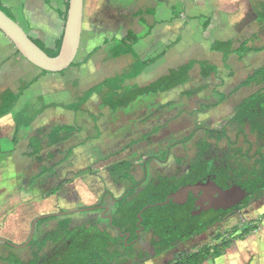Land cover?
<instances>
[{
    "label": "rangeland",
    "instance_id": "obj_1",
    "mask_svg": "<svg viewBox=\"0 0 264 264\" xmlns=\"http://www.w3.org/2000/svg\"><path fill=\"white\" fill-rule=\"evenodd\" d=\"M6 1L4 5L12 6L9 8L17 16V12L24 13L25 10L41 16L47 10L51 31H34L32 34L47 48L54 43L51 36L56 34L55 25L60 20L65 25L62 13L66 7L62 0H46V3L45 0H31L33 2L27 6L26 0ZM172 7L181 14L176 16ZM147 9L153 14L145 13ZM138 11L143 14L136 15ZM260 15L264 16V0H86L80 49L74 66L63 74L43 73L18 54L14 44L0 31V94L6 88L16 91L26 88L15 110L0 117V159L13 155L9 162L13 169L10 188L7 193L0 190V203L12 202L9 211L14 220L8 233L10 240L25 244L34 219L66 211H71L67 218L71 219L72 227L95 221L101 228H106L108 221L102 217V211L87 208L100 203L105 194L103 201L111 208L109 214L116 212V199L123 197L133 184L111 175L109 166L120 161L133 164L131 173L137 182L145 176V183L160 177L177 176L198 158V144L207 140L210 144L207 155L212 162L252 168V155L261 141L250 132L249 125L241 129L231 123V118L235 107L262 87L254 83L237 90L238 84L264 63V50L242 60L233 54L225 67L222 54L212 52L210 43L216 37L231 38L234 46H238L243 40L250 39L252 31L257 36L252 43L263 46L264 23L260 21ZM198 16L203 17L195 19ZM208 18L210 25L205 28ZM128 30L142 37L134 46L142 59L164 53L138 78L127 80L128 85H146L190 59L208 60L218 66V73L204 79L196 66L192 81L185 86L141 97L128 109H119L116 113L104 106L98 94L78 112L51 107L31 127L21 129L20 141L15 145L13 115L28 99L43 95L46 104L66 105L103 79L130 70L134 62L132 55L114 56L115 48ZM188 90H194V95H185ZM222 96L226 97L225 101L207 108ZM65 124L81 127L82 131L56 146H46L39 156L28 158L24 155L32 134L42 128ZM209 130H224L227 137L221 141L211 139ZM191 134L193 136L186 140ZM69 149L73 151L67 156ZM167 149L170 152L166 160H158L163 159ZM146 161H149L147 173L143 168ZM49 192L53 195L47 197ZM262 202L264 195L253 200L250 206L259 208ZM252 216H255L254 220L257 217L263 219L264 213L253 215L246 207L202 235L164 252L160 262L173 261L205 246L214 247L222 239L241 236L251 225L249 217ZM56 226L57 220L40 223L34 240L55 230ZM219 235L222 237L218 238ZM151 239H155L153 231L144 232L137 248L143 252L151 248L149 254L157 257L153 246H149ZM53 248L54 245L48 242L47 252ZM34 249L31 244L20 248L0 245V256L5 258L14 254L28 261ZM125 261L127 264L128 260ZM144 261L141 264H145ZM0 264L7 263L0 259Z\"/></svg>",
    "mask_w": 264,
    "mask_h": 264
},
{
    "label": "trees",
    "instance_id": "obj_2",
    "mask_svg": "<svg viewBox=\"0 0 264 264\" xmlns=\"http://www.w3.org/2000/svg\"><path fill=\"white\" fill-rule=\"evenodd\" d=\"M65 7V11L62 13L64 23L67 18L69 0L66 2ZM0 9L16 19L12 11L4 6L2 0H0ZM175 9L174 7L173 11L175 15L179 16L181 12L179 13ZM145 13L153 14V11L147 9ZM142 14V11L136 13V15L139 16ZM200 17L203 16H198L195 19H199ZM259 19L264 23V16L260 15ZM209 25L210 19L208 18L204 26L207 28ZM62 36L49 48L36 39L33 38V40L37 44L39 42L41 45H38L49 55L56 56L60 51ZM141 38L142 37L135 31L128 30V32L121 37L119 45L114 50V56L116 57L124 55L133 56L134 62L130 70L103 79L99 83L86 89L74 102L66 105H49L45 103L43 95H37L28 99L13 115L15 123L13 143L15 145L19 143L22 128L31 127L33 123L51 107L60 106L66 110L78 112L95 94H98L104 106L108 107L112 113H116L119 109H128L133 102L141 97L158 95L185 86L192 81V71L196 66L199 67V74L204 79L218 73V66L216 64H212L208 60L190 59L169 69L167 73L157 77L146 85H128L126 83L127 80L138 78L148 67L155 64L164 56V53H162L155 57L142 59L134 47ZM211 50L221 53L224 66L228 67L227 61L231 55L236 54L238 58L242 60L251 52L263 51L264 45L260 47L251 46L249 45V40H244L235 48L232 39H212ZM17 53L19 54L18 51ZM74 64H72V66H74ZM42 72L45 74L49 73L46 71ZM254 83L262 85V88L254 94L244 98L235 107L231 123L237 125L241 129L250 124L254 131L262 134V132H264V65L255 69L252 74L241 81L238 84L237 90L248 87ZM25 89L21 88L16 91L13 88H6L0 94V117L6 116L15 110ZM197 90H202V88H198ZM194 93V90H188L185 92V95L192 96ZM225 99L226 97L222 96L218 102H215L207 108L216 107L225 101ZM81 131V127L66 124L57 125L48 129H39L28 138V144L24 151V155L28 158L39 156L46 146H56L59 143L69 140L75 133H80ZM207 133L209 138L218 141L227 137L224 130H209ZM192 136L193 134L188 136L186 140H189ZM198 146L200 149L198 158L194 162L187 164L182 174L160 177L157 180H150L146 183V176L140 182L136 181L131 173L133 164L130 161H120L109 166V171L112 176L133 183L123 197L118 200L115 223L119 225L122 230L133 232V230L137 228L139 222L138 215L142 212V225L144 230H152L155 235V239L152 241V245L155 248V256H159L175 248L179 243L189 241L195 236L202 235L209 228L223 222L230 216L228 211L218 212L216 210L194 214V196H191L190 199L183 204L173 201L169 204L164 203L169 195L178 192L184 186L202 182L206 180L208 176L214 177V175L218 177L221 176L223 182L235 178L237 184L250 195L246 203L243 206H238L237 210L244 208L248 204V201L250 202L253 198H260L264 195V156L261 152H259V157L256 155L254 156V166H252V168H248L242 164H239L238 167H234L228 162L224 164L221 163V166H218L216 162H212L211 158L207 155L210 147L209 142L207 140L203 141L199 143ZM72 151V149H69L67 151V156H70ZM169 152L170 150L167 149V151L163 153V159H157L162 162L165 161ZM63 161H66V158ZM148 164L149 161L144 163L143 168L145 173H147ZM61 185L62 184H60V186ZM51 195H53V192H49L47 197ZM56 218V214L47 215L41 218L39 223ZM257 228V224L251 222V225L244 230L240 237L248 235ZM90 233V229H88L86 225L71 229V219L64 218L58 221L56 229L48 233V235L38 240H32L30 244L34 245L36 249H34L33 256L29 261L25 262L14 254L5 258L0 256V259L7 264H44L40 251L48 242H52L55 245H60V251L53 260L51 259L46 264H91L92 251L94 252V264H114L115 259L114 257H110L108 246L111 244L117 248L123 246V240H121L120 236L113 238L109 233L97 231L96 236H93L92 239ZM217 237L221 238L222 236L219 235ZM0 244L7 245L11 248L16 247L15 243L8 239H0ZM230 245L231 240L222 239L221 242L214 247L205 246L194 253L185 255V257L183 256L173 261H168L166 264H201L209 257L215 258L224 255Z\"/></svg>",
    "mask_w": 264,
    "mask_h": 264
},
{
    "label": "water",
    "instance_id": "obj_3",
    "mask_svg": "<svg viewBox=\"0 0 264 264\" xmlns=\"http://www.w3.org/2000/svg\"><path fill=\"white\" fill-rule=\"evenodd\" d=\"M86 0H69L67 18L64 25L62 43L58 55H49L42 47H40L29 33L19 24V22L0 9V31L9 38L14 44L16 51L19 52L31 64L49 73H62L69 69L75 63L77 58L83 31L84 11ZM200 191L204 195H212L218 197L212 199L213 203L210 208L219 209L220 207L229 208L247 196V191L240 185H233L228 189H224L217 183L209 179L205 182L190 184L181 188L178 192L169 195L164 203L169 204L171 201L183 204L187 202L190 193L200 198ZM159 203V204H164ZM108 209V208H107ZM204 210V209H202ZM197 210L194 214L201 213ZM207 210V209H205ZM47 215H42L33 220L32 231L29 240L25 244H15L17 247L28 245L35 233L37 222ZM138 227L143 229L142 212L139 213ZM113 218L111 217V223ZM2 239V238H0Z\"/></svg>",
    "mask_w": 264,
    "mask_h": 264
},
{
    "label": "crops",
    "instance_id": "obj_4",
    "mask_svg": "<svg viewBox=\"0 0 264 264\" xmlns=\"http://www.w3.org/2000/svg\"><path fill=\"white\" fill-rule=\"evenodd\" d=\"M26 1H27L26 6L28 3L30 4L33 2L31 0H26ZM62 1L64 2V4H66L68 0H62ZM184 1H187V0H184ZM2 2H7V1L2 0ZM46 2L47 1L45 0V3ZM251 2H253V0H251ZM21 4L22 3L20 2V5ZM4 6H6L7 8L12 7L8 5V3L7 5H4ZM172 11H173V7H172ZM17 13L19 14V16H17L16 14H13V15L15 16L19 24L29 33V35L32 38L36 39L32 34V32L34 31L35 33H41V31H43L44 33H48L51 31L47 10H45L41 16L38 15L37 13L32 14L31 12H28V10H25L24 13L23 12L22 13L17 12ZM55 26H56V29H55L56 34L51 36V38L54 40V43L56 42L57 39H59L62 36L63 30H64V26L61 20L58 21L57 25ZM254 34L255 32L251 31V35H250L251 40L250 39H246V40H250L249 45L260 47L252 43L254 41V38L257 37ZM216 39L229 40L231 38L221 39V38L216 37ZM54 43L49 47H52ZM238 46H234V47L236 48ZM210 50H211V43H210ZM212 52H215V51H212ZM251 54H257V52H251L248 55H251ZM262 65H264V63ZM259 67H256V69ZM12 158H13V155L11 153L7 156V158L0 159V190L4 189L5 193L8 192V189L10 188L9 184L11 183L10 181H12V176H13L12 170L13 169H10V163H11ZM11 203L12 202H10V200H6L4 204L0 203V238L8 239V240L11 239V236H8V233L10 232V227L13 225V220H14L12 213H10L11 211H9L12 209V207L10 208ZM259 212L264 213V202H262V204L259 205V208L255 207V209L251 213H253L254 215ZM253 217L255 216L249 217V220L257 224L258 228L256 230L252 231L251 233L243 237L237 236V237L230 238L231 245L227 249V252L224 255L215 257V258L209 257L205 262L201 264H264V218L262 219V218L257 217L256 220H254ZM220 242L221 240L218 243ZM0 245L4 246V244H0ZM161 256H163V254L157 257H152L145 264H166L169 260L162 263L160 262Z\"/></svg>",
    "mask_w": 264,
    "mask_h": 264
},
{
    "label": "flooded vegetation",
    "instance_id": "obj_5",
    "mask_svg": "<svg viewBox=\"0 0 264 264\" xmlns=\"http://www.w3.org/2000/svg\"><path fill=\"white\" fill-rule=\"evenodd\" d=\"M260 89H258V90H260ZM258 90H256L255 92H257ZM255 92H253L252 94H254ZM252 94H250V95H252ZM249 130H250L251 133H255L257 135V138L261 141L260 147L256 149V151L253 153L252 156L256 155V156L259 157V152H261V154H263V156H264V132H262V134H261V133H259L257 131H254L250 124H249ZM216 164L218 166H221V163H216ZM221 170H224V169H221ZM209 179L214 180L217 183V185L221 186L224 189H228V188L232 187L233 185H238L237 184V180L235 178L228 179L226 182H223V180H221L222 177L221 176L218 177L217 175H214V177L208 176L206 178V180H204L202 182L208 181ZM191 196L195 197V195L193 193H190L189 196H188L187 201L190 199ZM200 196H201L200 198L195 197V200H194L195 212L197 210L204 209V210L201 211V213L202 212H210L212 210H216L218 212L228 211V214L235 215V214H237L238 211H240V210H237V207L238 206H243L246 203V200L249 199L250 195L247 194V196L243 200H241L239 203H237V204H235V205H233V206H231L229 208H225V209L223 207H220L219 209H215V208H210L209 209V206L214 204L212 199L218 197V195H216V196L204 195L203 196V192L200 191ZM104 197H105V194L101 197L100 203H98L95 206H92L91 208H87V209H89L91 211H94L93 209L102 211V217L105 220L108 221V224L106 225V228H101L99 226V224L96 223L95 221H92L91 223L86 224V227L88 229H90V232H91L90 233V237H92V239H93V236H96L97 231L109 233L111 235V237H113V238H117V237L120 236L121 240H123L122 241L123 244H124L123 246H120L119 248H117L113 244L108 246L109 252H110V257H112V258L114 257V259H115L114 264H124V263H126L125 260H128L127 264H141L142 260H145L144 262L146 263L152 257V255L149 254V251L151 250V248H147L145 252H143L141 249L137 248V245H139L142 242L143 233L146 232V231L144 230V228L140 229L138 227V224H137V228L134 229L133 232L132 231H124V230H122V228L119 227V225H117L115 223V221H116V212L114 214H112V215L109 214L111 208L104 204V201H103ZM255 199L256 198H253V200H255ZM118 200L119 199H116V201H115L116 206L118 204ZM253 200H251L250 202L248 201V204L242 209H245L246 207H249V212L250 211L252 212L254 210V207L250 206V205H251V202ZM205 209H207V210H205ZM116 210H117V208H116ZM70 212L66 211V212L53 213V215L54 214L57 215V218L53 219V220H49V221L57 220V224H58V221H60V220H62L64 218H67ZM60 214L61 215L63 214L64 217L62 218V216ZM47 215H52V214H47ZM111 217L113 218L112 223H111ZM39 221L36 224V229L40 225ZM32 224H33V222H32ZM74 228H76V227H72V225H71V229H74ZM36 229H35V231H36ZM110 230H113V231L117 232V235H113ZM31 231H32V227H31ZM50 232L45 233L42 236V238L45 237L46 235H48V233H50ZM30 235H31V233H30ZM34 236H35V233H34ZM29 238H30V236H29ZM29 238H28V240H29ZM32 240H34V237H33ZM152 241H153V239L150 240L149 246H153L152 245ZM52 244L54 245V248L51 249L50 253L47 252V250H46V247H47L48 243L40 251V255L42 256V261H43L44 264H46L51 259L53 260L54 257L56 255H58V253L60 251L59 250L60 249V245H55L54 243H52ZM16 248H20V247L16 246ZM153 248H154V246H153ZM34 251L35 250L32 251V256H33V252ZM154 253H155V251H154ZM93 255H94V252L92 251V253H91V261H92V263L91 264H94ZM25 262H27V261H25Z\"/></svg>",
    "mask_w": 264,
    "mask_h": 264
}]
</instances>
